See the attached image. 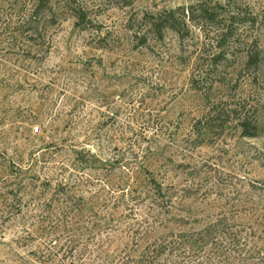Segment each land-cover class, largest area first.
Returning a JSON list of instances; mask_svg holds the SVG:
<instances>
[{"label": "rangeland", "instance_id": "374dc122", "mask_svg": "<svg viewBox=\"0 0 264 264\" xmlns=\"http://www.w3.org/2000/svg\"><path fill=\"white\" fill-rule=\"evenodd\" d=\"M1 1L0 264H39L46 243L28 236L25 213L50 196L41 181L83 174L72 156L82 147L102 160L151 150L152 168L185 198L180 212L198 210L196 227L222 223L214 263L264 264V0H204L224 12L239 6L250 18L245 41L261 55L250 73L239 59L206 78L213 33L195 27L182 39L167 30L148 46L135 36L144 13L195 0H75L95 23L89 28L59 1L54 16L32 14L27 0L16 13ZM247 109L252 137L238 125Z\"/></svg>", "mask_w": 264, "mask_h": 264}, {"label": "trees", "instance_id": "16d2710c", "mask_svg": "<svg viewBox=\"0 0 264 264\" xmlns=\"http://www.w3.org/2000/svg\"><path fill=\"white\" fill-rule=\"evenodd\" d=\"M55 1L72 11L77 25H95L75 0H27L32 14L48 10L52 16ZM18 2L10 0L15 13ZM219 7L195 0L157 13L146 12L135 31L138 46H148L149 38L162 40L167 30L185 39L196 27L207 35L213 33L210 43L214 50L204 57L210 59L200 70L202 77L219 72L220 64L239 59L241 73L256 70L260 51L247 44L241 32L250 18L235 4L230 3L225 12L224 6ZM214 112L220 113L218 108ZM207 114L211 115V109ZM253 118L249 109L238 114L245 136L257 133ZM142 152L133 160L121 156L102 160L89 148H74L72 156L77 162L73 160V166L83 174L55 185L49 178L40 182V193L50 196L36 198L33 210L25 213L31 219L28 236L46 243L45 249L36 251L39 264H215V256L220 255L212 239L222 230V223L208 218L202 226H194L199 221L198 210L180 212L179 203L185 198L179 199L176 186L165 183L152 168L149 157L154 152ZM90 168L101 172L85 177Z\"/></svg>", "mask_w": 264, "mask_h": 264}]
</instances>
